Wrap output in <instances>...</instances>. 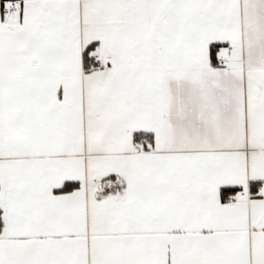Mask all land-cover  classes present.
Instances as JSON below:
<instances>
[{
    "label": "snow or ice",
    "instance_id": "1",
    "mask_svg": "<svg viewBox=\"0 0 264 264\" xmlns=\"http://www.w3.org/2000/svg\"><path fill=\"white\" fill-rule=\"evenodd\" d=\"M0 264H264V0H0Z\"/></svg>",
    "mask_w": 264,
    "mask_h": 264
}]
</instances>
